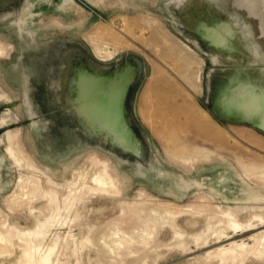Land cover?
Segmentation results:
<instances>
[{"label":"rangeland","instance_id":"1","mask_svg":"<svg viewBox=\"0 0 264 264\" xmlns=\"http://www.w3.org/2000/svg\"><path fill=\"white\" fill-rule=\"evenodd\" d=\"M0 42V234L13 244L0 264L25 262L34 220L42 254L57 243L67 264H264V200L242 183L264 199V182L241 167L264 177V0H0ZM15 132L38 171L8 155ZM164 208L182 220L137 244ZM199 209L216 215L195 241L206 219L186 212ZM117 230L132 254L102 245Z\"/></svg>","mask_w":264,"mask_h":264},{"label":"bare ground","instance_id":"2","mask_svg":"<svg viewBox=\"0 0 264 264\" xmlns=\"http://www.w3.org/2000/svg\"><path fill=\"white\" fill-rule=\"evenodd\" d=\"M4 52H5V46L3 45L2 42H0V58L5 54ZM94 53L98 54L96 51ZM105 56H109V55H105ZM0 88H1V86H0ZM7 141H8V144H7L6 151H7L8 155L11 158H13V159L16 158V157L20 158L19 156L21 155L22 159L25 160V165L28 168H30L31 170H35V171L37 170L38 171L36 166H33L32 163L29 164L28 160L30 162H32V161L30 160L29 157H26V153L19 146L20 142H21L20 144H23L19 133H16V132L12 133L10 135V137L8 136ZM96 156L92 155V154H91V156H89L90 157L89 158V164H91V166H93L96 169V171L94 172L95 173L94 176L96 177V178L94 177V185H95L96 188H94V189H96L97 191L105 193V192L108 191V188L113 187V186L111 184V180L108 179V176L106 174L105 162L99 160ZM176 157H178V155ZM181 158H183V156ZM20 161H21V159H20ZM181 161L184 164H186V165H190V167H191V166L194 165L193 162L195 160L194 161L193 160L190 161L189 159H182ZM241 167H242V170L244 171V175H243L244 178H245V173H246L249 176H252L253 178L258 179L259 181L264 182V177L261 176L263 172L261 171L260 167H257V166H253L252 168H248L247 166H241ZM45 176L47 178L51 177L49 174L48 175L46 174ZM180 177H181L180 175H178V177H176V183H177L176 184V188L179 189V190H185ZM239 177H241V176H239ZM51 179H52V177H51ZM245 179H247V178H245ZM242 183L244 184V186L247 189L250 190L249 196L246 199V201L251 203V202H258V201H263L264 200V199H261L260 197H258V194L256 192L255 193L253 192V190H252V188H250L249 184H247L245 181L242 182ZM203 187H205V188H207V189H209L211 191H214L215 193H217L219 196H221L223 198V195L220 192H218L217 190L213 189L211 185H206V186H203ZM34 188H36V186ZM33 197L34 196H31L28 193V194H26L25 199L30 203L33 200ZM198 198L201 199L202 197H198ZM48 200L50 201V200H52V198L48 197ZM223 200H224V198H223ZM18 203L19 202H17V201L13 202L14 205H16ZM50 203H53V202H50ZM244 210H245V207H242L239 204L238 206H236V211L235 212L238 214L239 212L244 211ZM136 213L138 215L141 214L139 211H136ZM186 213L189 216H194L197 219H201L202 217L206 219V221H204V225L202 226V228H204V229H201V231L199 233H194V234L190 235L193 238H195V241L196 240L199 241V239L202 238L201 236L205 235V233L207 232V229L210 231V229L212 228V226L210 224V222L212 220L211 217H213V215H216V214L214 212H208V211H204L202 209H199V210L195 211V213H192V211L186 212ZM182 214L183 213L181 211H178L176 209L164 208V216L161 218V225L157 221H153V220H149V219H141L144 230L141 233V235H143V236L140 237L141 241L137 242V244L141 243L143 245V247L148 246L149 245V241L153 237V234L158 232V230L160 229L161 226H165V225L169 226L172 222L181 221L182 220V218H181ZM223 215L225 216V218L227 220V224H229V226L231 225V227L233 229H236L239 226L237 220H235V218H234V214L231 212V210L229 208L226 209V211L223 212ZM258 218L259 217L256 214L254 216V219L256 220L257 223H258ZM149 223L150 224L151 223H155V224L150 225ZM262 224H264V221L260 219V224H258V225H262ZM43 225H45V223ZM43 225H39L38 222L36 220H34V224L32 225V228L29 229V233H28L29 241L25 244V246H26L25 247V250H26V254H25L26 257L25 258H26V260H25V262L23 264H67V262H64L63 260H60L58 258H56L55 260L53 259V254H54L53 252L55 250L56 245L59 246V244L51 243L50 244V250L46 254H42V252L40 251V248L34 243L33 239H34V237H36L35 236L36 230H38L40 227L42 228ZM158 225H159V229H157ZM258 225L257 224L255 225L254 223H252V224H249L248 227L249 228L252 227L253 229H258L257 228ZM89 226L93 227V228L95 227L91 223L88 224V227ZM214 232H215V235H217V239L222 238V236H224V233L221 230H219V229L214 230ZM112 236L114 238H111L109 243H107L105 241V239H102V245L104 247H107L108 251L112 255L120 256V251H119L120 248L125 249V251L129 252L130 254L133 253L131 251L134 248L133 245H135V241L133 240V238L131 236H128L126 233H124V231H120V230H117L116 232H113ZM72 238L73 237H71V239ZM7 244H10V241H7V238L2 236V234H0V250H5L6 247H7ZM10 245H13V244H10ZM83 247H84L83 243H80V244L77 245L75 242L70 243L68 241H65V250H66L67 253L71 252L73 254V257L81 254L82 250H83ZM129 250H131V251H129ZM224 251L225 250L223 249L221 253H223ZM67 253L63 254L62 257L67 259L68 258V254ZM69 257H70V254H69ZM12 264H17L16 259L13 260ZM76 264H79V260H77Z\"/></svg>","mask_w":264,"mask_h":264}]
</instances>
